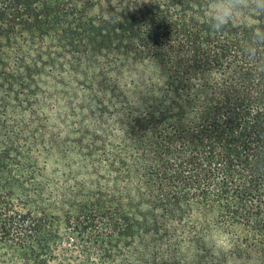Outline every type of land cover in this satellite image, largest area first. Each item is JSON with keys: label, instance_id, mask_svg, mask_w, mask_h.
Returning <instances> with one entry per match:
<instances>
[{"label": "trees", "instance_id": "trees-1", "mask_svg": "<svg viewBox=\"0 0 264 264\" xmlns=\"http://www.w3.org/2000/svg\"><path fill=\"white\" fill-rule=\"evenodd\" d=\"M213 2L0 0V264H264V3Z\"/></svg>", "mask_w": 264, "mask_h": 264}, {"label": "rangeland", "instance_id": "rangeland-1", "mask_svg": "<svg viewBox=\"0 0 264 264\" xmlns=\"http://www.w3.org/2000/svg\"><path fill=\"white\" fill-rule=\"evenodd\" d=\"M80 121V120H79ZM87 121L86 124L88 125L89 129H92V123L90 120H85ZM55 124L57 125L56 129L62 131L63 130V126L60 124L59 121H56ZM83 126V125H81ZM75 128H80V125H77ZM66 134V132L63 133L62 137H64ZM75 134H69L68 137H66V139L68 138H74ZM60 145V143H59ZM65 157V158H64ZM70 158L71 161L74 159L73 157H67L66 153H64L62 151V147H60V149H57L55 153H53V155L49 158V172H51L52 176L55 177H59L61 176L63 173H69V168H67V166L70 164ZM73 178L74 176L71 175L68 177V179H70V182H73ZM207 242L208 243V247L214 243L216 244H220L221 238L219 237V235H214V233H211V235H209L207 237ZM227 247H224V249L222 251H225ZM194 251L192 249H188L187 251H185V256L187 258V260L190 262V264H196L198 261V257H195L194 255ZM199 255H201V253H199ZM206 255L211 258V256L213 257L212 260H214V250H210L206 253ZM217 255V254H216ZM219 256V255H217ZM72 264H74V262H71ZM213 263V261H212ZM214 264V263H213ZM233 264V263H232ZM235 264H248V262H240V263H235Z\"/></svg>", "mask_w": 264, "mask_h": 264}, {"label": "clouds", "instance_id": "clouds-1", "mask_svg": "<svg viewBox=\"0 0 264 264\" xmlns=\"http://www.w3.org/2000/svg\"><path fill=\"white\" fill-rule=\"evenodd\" d=\"M261 3H264V0ZM236 7L235 0H214L210 6L209 27L213 31L223 29L233 18Z\"/></svg>", "mask_w": 264, "mask_h": 264}]
</instances>
